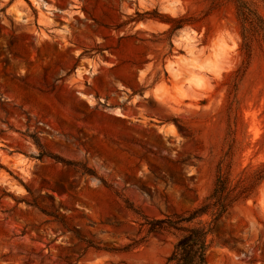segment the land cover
<instances>
[{
	"label": "rangeland",
	"instance_id": "obj_1",
	"mask_svg": "<svg viewBox=\"0 0 264 264\" xmlns=\"http://www.w3.org/2000/svg\"><path fill=\"white\" fill-rule=\"evenodd\" d=\"M242 3L264 18V0H0V264H165L177 234L141 214L264 162V38L249 55ZM208 264H264V181Z\"/></svg>",
	"mask_w": 264,
	"mask_h": 264
},
{
	"label": "trees",
	"instance_id": "obj_2",
	"mask_svg": "<svg viewBox=\"0 0 264 264\" xmlns=\"http://www.w3.org/2000/svg\"><path fill=\"white\" fill-rule=\"evenodd\" d=\"M239 10L244 45L250 55L251 29L262 33L264 38V18L257 12H251L243 3L239 5ZM35 141L42 148L37 137ZM232 147L233 140L230 142V149ZM64 162L75 164L70 160ZM83 171L90 172V169ZM263 181L264 162L255 169L245 168L235 177L229 171L223 172L220 165L213 189L198 206L182 214L168 215L161 219H149L141 214L144 218L141 225L148 227L149 232L160 230L177 234V241L165 264H208L209 238L215 232L217 223L234 205L253 198ZM130 208L138 212L133 207ZM134 245L135 243L128 244L123 248L128 249ZM95 247L108 249L98 245Z\"/></svg>",
	"mask_w": 264,
	"mask_h": 264
}]
</instances>
